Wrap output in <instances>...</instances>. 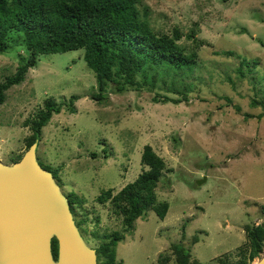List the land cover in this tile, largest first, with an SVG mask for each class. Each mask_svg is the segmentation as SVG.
<instances>
[{
    "label": "rangeland",
    "instance_id": "374dc122",
    "mask_svg": "<svg viewBox=\"0 0 264 264\" xmlns=\"http://www.w3.org/2000/svg\"><path fill=\"white\" fill-rule=\"evenodd\" d=\"M138 8L155 34L181 35L177 45L196 55L191 72L172 78L158 72L151 90L109 89L97 103L89 98L95 81L82 50L40 55L0 105V163L24 153L30 131L23 123L45 101L76 96L74 113L62 108L42 127L35 156L55 171L63 195L82 201L72 218L82 221L77 230L84 243L95 249L112 232L122 233L113 202L96 197L107 189L115 195L145 170L140 154L149 146L164 163L153 193L167 211L162 220L151 209L135 220L114 247L115 262L176 264L178 244L187 264H236L248 252L244 227L264 223V47L257 42L264 44V0H139ZM8 40L0 81L27 55L19 34L9 32ZM221 51L258 64L239 76L238 59L216 54ZM153 96L181 102L155 103ZM262 255L264 241L247 264Z\"/></svg>",
    "mask_w": 264,
    "mask_h": 264
},
{
    "label": "trees",
    "instance_id": "16d2710c",
    "mask_svg": "<svg viewBox=\"0 0 264 264\" xmlns=\"http://www.w3.org/2000/svg\"><path fill=\"white\" fill-rule=\"evenodd\" d=\"M138 5L139 0H0V53L11 46L8 40L11 31L20 35V43L27 52L14 73L0 81V105L5 100V92L24 80L25 74L35 66L40 55L82 50V60L93 73L95 81V93L89 98L97 103L106 98L105 92L109 89L115 94L126 90L136 92L143 87L145 91L151 90L158 72L169 78H172L173 72H191L196 65V55L184 53L177 45L181 35L176 30L172 31L171 36L155 34L147 21L146 11L140 10ZM257 42L264 47L260 40ZM216 54L236 57L239 61L236 69L239 76L251 73L258 64L256 60L235 56L231 51ZM172 80L168 89L174 91ZM76 100V96H70L66 103L45 101L42 110L33 119L23 123L30 131V135L25 138V149L39 141L41 129L52 114L59 113L62 108L69 114L74 113L72 105ZM225 101L229 103L227 99ZM152 102L178 104L181 100L168 97L159 100L153 96ZM21 156L13 157L11 163L18 161ZM91 156L94 157V154ZM140 165L146 169L115 195H111V189H107L96 197L98 203L107 199L113 202L122 216L123 225L122 233L112 232L106 236V242L94 249L97 264H117L114 260L116 243L124 239L123 233L132 230L135 220L144 218L148 209L154 211L159 220L165 216L167 204L156 203L153 193L164 163L149 146H144ZM40 167L56 179L55 171ZM64 196L74 216V207L80 206L82 201L71 193ZM74 224L78 228L82 221H74ZM244 231L248 252L236 264H247L257 258L264 241V223L245 226ZM192 241L196 242L194 238ZM173 247L176 249V264H187V252L181 245ZM51 255L55 260L54 239L51 240Z\"/></svg>",
    "mask_w": 264,
    "mask_h": 264
},
{
    "label": "water",
    "instance_id": "95a60500",
    "mask_svg": "<svg viewBox=\"0 0 264 264\" xmlns=\"http://www.w3.org/2000/svg\"><path fill=\"white\" fill-rule=\"evenodd\" d=\"M35 149L33 142L18 161L0 163V264H97L94 249L74 224L66 197L38 165ZM255 264H264V255Z\"/></svg>",
    "mask_w": 264,
    "mask_h": 264
}]
</instances>
